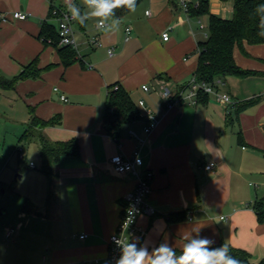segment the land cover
<instances>
[{"label":"crops","instance_id":"crops-1","mask_svg":"<svg viewBox=\"0 0 264 264\" xmlns=\"http://www.w3.org/2000/svg\"><path fill=\"white\" fill-rule=\"evenodd\" d=\"M73 4L81 15L87 10L83 0H0V70L13 77L36 58L41 69L38 77L0 89V106L7 107L19 140L33 113L45 120L60 115L61 121L44 126L42 133L50 141L76 138L80 145L78 155L60 157L51 185L40 169L17 176H28L35 186L24 187L16 205L0 210V264H85L106 257L124 196L136 183L132 173H115L110 159L139 147L144 167L155 171L148 202L156 213L139 216L145 233L138 244L151 251L167 242L182 250L184 237L199 230L213 245L225 241L250 252L253 261L263 258L264 220L254 202L264 198V42L245 41L234 50L239 66L260 74L218 79L217 91L230 94L233 104L207 92L200 101L198 93L189 96V84L199 42L205 39L195 23L201 16H191L179 0H141L119 20L118 30L110 27L111 20L99 29L94 19L83 25L74 19L76 46L70 47L75 55L66 63L67 57L40 33L45 22L57 28L52 5L66 9ZM16 10L30 15L15 18ZM126 25L132 26L129 40ZM199 27L204 33L206 26ZM95 35L101 45L91 43ZM118 85L128 91L139 115L123 121L116 137L106 129L105 116L109 90ZM165 86L182 96L172 106L162 93ZM145 107L158 118L150 133L145 132ZM132 130L146 137L143 144ZM39 161L42 165V156ZM210 161L216 165L207 170L204 164ZM9 226L16 228L12 235H7Z\"/></svg>","mask_w":264,"mask_h":264},{"label":"trees","instance_id":"trees-1","mask_svg":"<svg viewBox=\"0 0 264 264\" xmlns=\"http://www.w3.org/2000/svg\"><path fill=\"white\" fill-rule=\"evenodd\" d=\"M141 0H135V7ZM264 4V0H234L233 15L229 18L220 16L210 10V0H198V3L192 4L190 15L200 17L209 15L210 30L207 37L199 42L198 48V65L195 77L199 81H205L218 86V79L226 78L230 75L238 77H247L250 75L260 74L257 71L244 69L238 65L234 56V50L237 45L243 47L245 41L249 43H263L264 24H261V18H264V11L256 12L257 5ZM54 8V5H52ZM51 8V15H52ZM115 18L120 20L126 16L129 11L127 8L121 7L114 10ZM41 36L45 41H51L58 47L66 63H70L75 55V50L70 45L61 46L59 44V31L53 23L45 22L42 25ZM41 69L38 65L37 58L27 64L22 72L13 77H7L0 70V89H13L24 79L38 77ZM260 97L253 98L244 102L242 105L251 104ZM206 92L200 89L198 92V100L205 101ZM237 106L235 111H239ZM139 111L134 104L130 94L122 86L118 85L109 90L108 107L105 116V127L114 136L117 137L120 125L123 121L138 117ZM61 121V116L57 115L48 120L32 114L30 123L26 130L22 133L20 140H32V127L40 129L38 131V140L40 141V153L42 156V170L48 177L50 185L55 174V166L62 155H78L80 153V145L78 139L74 138L67 141H50L41 131L44 126L57 124ZM241 134V133H240ZM24 158V157H20ZM0 186L6 188L7 183L0 181ZM51 194V193H50ZM51 198L48 197V199ZM254 208L258 213V218L264 220V198L254 202ZM182 216L181 218H183ZM176 219V218H172ZM226 244L229 247V254L239 260L240 264H264V257L258 261L252 260V255L245 249L236 248L225 241H222L211 247H219ZM177 255L182 250H175Z\"/></svg>","mask_w":264,"mask_h":264},{"label":"built area","instance_id":"built-area-1","mask_svg":"<svg viewBox=\"0 0 264 264\" xmlns=\"http://www.w3.org/2000/svg\"><path fill=\"white\" fill-rule=\"evenodd\" d=\"M181 7L188 13H190V8L192 4L198 3L192 0H179ZM147 14H150V11H147ZM30 15L29 12L24 10H16L13 12V16L19 19H26ZM52 16L58 19L57 29L59 31L60 41L59 44L61 46L70 45L76 46V39L73 27V18L68 11V8L61 9L59 7L52 8ZM2 19H6L2 17ZM200 22L201 28H204L205 25ZM106 25V23H105ZM124 38L125 40H129L132 34V26L126 25L124 29ZM169 30L163 32V37L165 40L169 38ZM208 32H206V36ZM63 41L65 43H63ZM91 43L94 45H101L99 35H95L91 38ZM110 55L114 53V49H109ZM190 94L189 96L196 95L200 89H203L207 93H215L217 94L220 101L225 104H233L232 97L228 93H220L217 91L216 87L210 83L205 81H199L194 77L190 84ZM145 90H150L148 85H143ZM57 90L58 87H55ZM162 93L166 98V102L168 106H172L177 103L182 96H177L174 94L169 87L165 86L162 89ZM63 100H68L67 96L63 94L61 96ZM140 105L145 106L144 100H140ZM142 116L146 118L147 126L145 127V132L150 133L158 124V118L155 112L148 107L144 108V112ZM131 135L135 137L140 144H143L146 140L145 136L140 135L136 131L132 130ZM20 155L24 157L22 153V148L20 147ZM113 170L117 174H126L132 173L136 178L135 186L132 190L127 192L124 196V206L122 210V214L119 220V223L116 227V230L110 235L109 238V250L106 257L100 258L96 257L85 264H115L116 259L119 258L120 249L113 243V237L119 238L121 235L130 240L140 239L145 230L138 224L139 216L142 214L153 215L156 213L155 207H153L149 202L148 198L153 190L152 181L155 176V171L144 167V159L141 155V149L136 148L134 153L131 155H127L124 153H117L113 155L110 159ZM215 161H210L204 164V168L207 170L213 169L215 167ZM16 232V228L13 226H9L7 228V235H12ZM86 234H81L80 237L84 238ZM138 241V240H137Z\"/></svg>","mask_w":264,"mask_h":264},{"label":"clouds","instance_id":"clouds-1","mask_svg":"<svg viewBox=\"0 0 264 264\" xmlns=\"http://www.w3.org/2000/svg\"><path fill=\"white\" fill-rule=\"evenodd\" d=\"M83 4L87 9L83 15L76 5L68 6L72 18L81 25L87 19H94L99 29H104L105 23L111 20L110 27L118 30L120 21L115 18V9L124 7L135 11V0H83ZM261 11H264V4L257 5L256 12ZM261 24H264V18H261ZM260 34L264 35V32ZM184 239L186 242L181 253L177 255L167 242L160 243L149 251L148 246L138 244V238L130 240L122 235L119 238L113 237V243L120 249L115 264H240L239 260L229 254L228 245L211 247L215 241L200 236L199 230Z\"/></svg>","mask_w":264,"mask_h":264},{"label":"rangeland","instance_id":"rangeland-1","mask_svg":"<svg viewBox=\"0 0 264 264\" xmlns=\"http://www.w3.org/2000/svg\"><path fill=\"white\" fill-rule=\"evenodd\" d=\"M234 0H210V10L220 16L233 15ZM200 19H197V29L200 38H206V31L210 30L209 15H202L201 21L206 26L204 33L201 32ZM0 105H3L0 102ZM7 107L0 106V181L7 183L6 188L0 186V210L3 207L16 205L24 197V187L35 186V182L28 183V176L17 179L18 175H23L27 171H39L41 167V154L38 141L39 128L32 127L33 139L20 141L16 135L12 121L8 120ZM25 128V126H24ZM25 131V129H24ZM20 144V146H19ZM25 158L20 159L19 148ZM35 164V167H33ZM55 176H53L52 181ZM5 190V191H4ZM54 198V194H52Z\"/></svg>","mask_w":264,"mask_h":264},{"label":"water","instance_id":"water-1","mask_svg":"<svg viewBox=\"0 0 264 264\" xmlns=\"http://www.w3.org/2000/svg\"><path fill=\"white\" fill-rule=\"evenodd\" d=\"M19 177H21V175H18Z\"/></svg>","mask_w":264,"mask_h":264}]
</instances>
